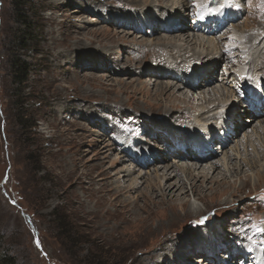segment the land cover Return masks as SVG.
<instances>
[{"label":"rangeland","instance_id":"374dc122","mask_svg":"<svg viewBox=\"0 0 264 264\" xmlns=\"http://www.w3.org/2000/svg\"><path fill=\"white\" fill-rule=\"evenodd\" d=\"M30 1H32V9L39 10L34 16L33 10L28 7L29 15L27 14L29 19L38 21L36 28L39 36L31 43V49L20 51L11 48L10 45L13 31L21 27L13 16L14 5L12 0H0V254L12 256L15 264H176L174 259L179 261L184 256H189V262L187 257L184 259L189 264H201L197 259L204 254L213 257L204 264L208 262L232 264L236 259L235 264H264V124H260V128L263 129L260 136L252 135L248 138L249 134L256 130V127H252L251 122L247 121L251 116L245 115L241 119L233 117L231 126L238 118L241 120L238 121L239 124L247 127L245 130L240 128L239 133L233 129L230 138L231 136L234 138L228 148L234 147L237 140L238 143L241 139L244 140L243 135L248 140L254 139V143L245 144V146L252 145L253 149L256 147L251 150L254 153L248 155L247 152L245 157L238 155L239 161H237L240 164H246L247 160L253 163L243 167L238 174L233 173L231 176L229 172L226 173L229 182L221 184L226 193H213L214 190L207 188L209 186L218 188L220 186L218 182L221 183L222 180L203 181L199 191L205 192L206 198L202 199L203 202L194 200L193 197L190 200L192 206L197 210L199 208L201 214L183 216V212L187 209L184 210L179 204L174 208L168 207L162 201L161 195H156L152 188L146 189V183L141 184L144 178L140 179V177L146 169L141 170L140 167L133 169L131 168L133 163L129 161L118 162L120 154L117 148L105 152L102 147L108 142L118 145L112 132L114 134L117 131L120 135L132 139L135 135L150 131L152 125L160 123L164 118V121L166 118L170 120L175 130L189 133L199 129V134L205 133L201 131H204L207 124L203 123L193 128L191 117L195 114L203 115L209 108L202 110L196 101H191L192 98L188 94L183 97L184 101L168 98L171 102L175 100L174 105L180 103L177 110L168 111L163 108L164 105H156L152 102L157 101V93H155L156 89L153 90L154 87H150L155 79L166 81V78H159V75L151 71L147 73L150 77L139 73L142 68L140 66L146 65L148 60H151L153 65L155 62L146 53V46L154 38H160L164 34L145 33L150 36L148 40L144 37V41L141 42L144 51L142 49L134 53L135 42L127 33L119 29L120 27L114 28L109 21L97 22L90 19H96L101 12H104L103 16L107 13H115L116 7L123 8L121 13L125 15L138 10V7L125 6L113 0H84L90 7L85 8L80 5L81 10L74 12L79 7L77 0ZM176 1L178 3L181 0ZM195 1L190 0L187 9L182 5L179 7L183 9L181 12L188 13L181 14L183 18L189 20L186 21L187 25L193 24L194 21L191 10L194 11V8L195 11L199 10ZM231 2L236 3L241 10L238 16L232 18L230 23L216 35H222L223 32L227 34L231 30L229 27L236 25L243 36L251 33H257L258 37L264 36V8L261 7V0ZM94 3H97V8L92 6ZM168 4L166 3L168 7L171 6V1ZM179 9L171 8V10ZM79 20H82L86 26L77 27L75 24ZM87 28L91 30L106 28L108 31L116 29L115 32H118V36H122V39L118 42L119 45H111L112 39L92 40L90 44L87 41L92 36L80 33ZM135 30V32L140 31ZM140 32L144 33L143 30ZM77 36L81 42H87L88 45L79 50L75 47L71 51H74L73 56L70 55L71 52L66 54L71 42L74 38H78ZM55 42L59 44L56 45ZM191 42L194 43V39ZM198 49L201 48L195 45L194 51H199ZM13 51L17 56L21 55L22 60L29 66L28 78L22 85L14 80V71L10 67ZM100 54L106 57L99 62L103 63L106 69H91L90 66L93 64L90 61L94 62L95 57L100 58ZM130 57L142 61L139 65L133 66L129 62ZM187 61L180 62L179 65L182 66L179 69L190 72L187 70L190 65L195 67L201 64L199 60L191 57ZM222 64L226 66L232 63L226 61ZM234 65L239 64L234 61ZM222 70L224 71L222 66L216 68L215 75L221 76ZM86 77H96L98 80L88 85L84 82ZM115 78L123 79L126 85L119 88L109 85V82H113ZM169 78L178 82L173 76ZM219 81L215 82L217 88L214 89L219 90L216 99L221 101L226 98L225 91L222 93L220 88L223 83L225 90L232 89V94L236 91L240 92L236 89H239L236 77L231 76L227 80L221 78ZM141 82H145L148 89L143 87L141 92L132 93L129 86L135 85L140 88ZM181 91L184 94L186 88L182 87ZM191 93L195 96L199 92L192 89ZM18 96L24 101L23 106L16 105ZM103 99L110 101L106 103L111 106L113 112H107L108 106L102 103ZM115 101L124 103V106L116 107ZM149 101L152 104H149ZM202 101L205 100H200L201 103ZM239 103L236 100L234 104L238 106ZM137 105L140 111L133 113L132 108ZM184 111L188 113L184 115ZM263 115L264 113L261 112L256 116ZM19 117H22L21 119L26 123H35L36 126H24L19 123ZM208 121L213 123L214 119ZM138 137L142 145L153 146L154 143L148 140L150 139L148 134ZM158 146L161 147L160 151L164 155L163 146L160 143ZM216 147H212L211 150L216 151ZM221 156L220 153L215 157ZM168 157L173 156L167 155V159ZM101 160L104 164L100 162ZM177 160L174 157L169 158V163ZM152 164L155 166L154 162ZM218 166H221V163ZM224 166L226 164L223 165V169L226 168ZM154 168L156 167H150L149 173L151 172L152 176L155 174ZM104 171L107 174L111 172L109 178L105 173L103 174ZM211 176L215 177V174ZM128 181L132 187L136 189L139 187L148 195L151 194L154 201L145 203L142 195L139 196L136 191L131 192L132 194H120L117 201L111 192L114 191L115 186L129 184ZM243 181L246 182L245 185H242ZM187 187L190 188L189 185ZM190 192L180 194V198H190L189 194L193 195ZM126 199L132 208L122 203ZM227 199L232 201L229 204L220 202ZM142 205L155 213L148 216L144 210L139 209ZM174 211L179 215L175 216ZM133 212L141 217L147 216L148 223L134 221ZM170 219H173V222H170ZM201 220L204 222L199 223ZM221 220H225L220 233L226 237V244L233 246L240 253L241 251H238L240 245H244L249 253L256 252L255 261L246 257L241 258L240 253L236 257L230 254L226 256V252L222 250L218 256H213L209 248L205 249L202 246V234L204 233V238L208 235L211 238ZM235 227L238 228L235 230ZM191 231L196 233L194 241L191 238L179 237ZM203 242L207 247L210 245L205 240ZM196 243L199 244L197 249L200 253L202 251L201 255L192 251L189 253ZM179 250H183L182 253H178Z\"/></svg>","mask_w":264,"mask_h":264},{"label":"bare ground","instance_id":"6f19581e","mask_svg":"<svg viewBox=\"0 0 264 264\" xmlns=\"http://www.w3.org/2000/svg\"><path fill=\"white\" fill-rule=\"evenodd\" d=\"M66 1L71 2L72 0H66ZM113 1H118L119 3H123L125 6L138 7V10L130 14L127 13L125 15L121 13L123 11V8L120 9L116 7L114 9L115 13H107L105 14V16H103L104 12H101L100 15H97L99 17H97L96 19L91 18L90 20H96L97 22L109 21L110 24L114 26V28L120 27L119 29L123 30L124 33H127L129 38L131 37L130 39L135 42V47L133 46L134 53H138L144 48V45L141 46V42H143L146 37H147L146 40H148V37L150 36V35H146L145 33L164 34L160 38L153 37L154 40L149 45H147L145 49L146 53L150 55L149 58L154 59L155 61L154 65L151 64V60H148L149 62L146 65L142 64L143 66H140V68L141 67L142 68L140 69L139 73L142 75L145 74L148 75V77H150L149 74L147 73L151 71L153 73H156V75H159L160 76L159 78H166L165 79L166 81L163 80L160 81L159 79L158 80L155 79L153 85L150 86L151 88L154 87L153 90L156 89L155 93H157L156 100L158 102L157 101H152V102L155 103L156 105H161V104L164 105L163 108H165L168 111H175L179 108L180 103L178 105H174L175 100L171 102V100H168V98L173 97L174 99L176 98V101L178 100L184 101L183 97H186L189 94L192 98L191 101L192 100L196 101V104L199 105L198 107L201 106L202 110L204 108H209V110L206 111L205 113L202 111V113H204L203 115L195 114L194 116L192 115L191 117L193 118V122L191 124L192 125L191 127L193 128L196 127L197 125H203V123L205 125L207 124L206 125L207 127L204 129V131H201L205 133L199 134L200 133L198 132L199 129H196L195 131L190 130L191 132L188 131L189 133L183 131H176L171 126L170 120L166 118V121H164L165 120L164 118V120H162L160 123L152 125L153 129H151L150 131L148 130L146 133H142L138 135V136L141 135L147 136V134L148 135L153 134L154 135L153 138L156 139V141H154L155 143L153 144V147L142 145L137 135H135L134 138L131 139L123 135H120V133L117 131H115L114 134L112 132V135H114L115 138L117 139L118 145L116 146L114 143L108 142L106 144H103L102 147L104 148L105 152H109L114 147L115 149L117 148V150L119 151L118 153L120 154V156H118V162H122L125 160V161H129L130 163H133L131 167L133 169H136L137 167H140L141 170L146 169L143 175L141 174L142 176L140 177V179L144 178V180L142 179L141 184L146 183L145 185L146 189L152 188L151 190H154L156 195H161V198L163 199L162 201H164V203H166L168 207L170 206L171 208H174L176 207L175 205L179 204V206H181V208L183 207L184 210L187 209L183 212L184 214L183 216H187V215L189 216L193 213L200 215L201 213L198 211L199 208L198 210L197 208H194L190 203V200L192 199L191 197H193L194 200H199L203 202L202 199L206 198V193L199 191V187L202 186L201 184L203 181L205 180L213 181L214 179L217 180L219 179L218 181L222 180L221 183L218 182V185H220L218 188H213L212 186H209L207 188L209 190H214L213 193H219V194L226 193V190H224V187L222 186L223 183L228 184L229 182L228 178H226V173L229 172L231 176L233 175V173L238 174V172H240L243 169V167L245 166L248 167L253 163V161L250 160L247 161L245 160L246 164H240L237 163V161H239L238 155L245 157L247 152L249 153L248 155L254 153L251 150H254L256 148L255 145H254L255 147L254 149L252 145L245 146V144L248 142L254 143V139L248 140L247 138H244L245 135H243L244 140L241 139L239 143L237 140L234 147H230V149L228 148V146L230 145V142L233 141L234 138V136H231L232 138H230V133L234 132L233 129H235L237 133L238 130L241 129L245 130L247 127L245 125L243 126L239 124L238 122L241 121L239 119L243 117L241 116L240 113L241 108L247 107L245 111H249V109H252L250 110L251 117L247 118V121L251 122L252 127H256V130L250 133L249 134L250 136L248 138H251L252 135L260 136L262 134L263 129L260 128L261 127L260 124H264V115L257 118L253 114H255L256 111L258 110L264 113V101H263L264 99V39H263L264 36L260 35L258 37L257 33L246 34L243 36L240 34L241 32L237 29V26L232 24H231L232 26L229 27L231 28V30L228 31L227 34L226 33L224 34L223 32L222 35L220 34L216 35L218 31L225 28L226 25L230 23V20L232 18L234 17L236 18V16H238L239 14V11L241 10V8H239L236 3L231 2L232 0H230L229 2L228 0H196L195 2L197 3L196 5L197 8H199V10L196 9L198 11H195L194 8V11L191 10L192 11L191 13L197 14V16L200 18L203 17L202 18L203 21L197 20V26L192 24L187 25L186 21L189 20L183 18L181 14L184 15L188 13L186 12L184 13V11L181 12V10L183 9H179L180 5H182V7H185L187 9L190 0H181L178 3L176 0H113ZM169 1H171V6L168 7L166 3L168 4ZM77 4L79 5V7L76 10L73 9L74 12H79L81 10L80 5L81 7H85V8L90 7L89 4H87V2H85L84 0H77ZM151 4H154L156 6L153 7V5ZM92 6L94 8H97V3H94ZM174 6L177 7V9L179 10H171V8L175 9ZM75 25L80 28L86 26L84 22L82 23V20H79V22H77V24ZM142 26H144L145 28L143 30L144 33L140 31L135 32L136 31L135 29L139 30L140 27L141 29H143ZM115 31L117 30L114 29L113 31L110 30L108 31L106 28L91 30V28L89 29L87 28L86 31L80 33L85 35L90 34L92 36L90 40L87 39L89 40L87 42H89L90 44H92V42L95 40L112 39L110 40L111 45L113 44L115 45L118 44V42L122 39V36L121 37L118 36V32ZM207 31L211 32L212 35H206L204 32ZM230 37H235V39L232 40L230 39ZM193 39H194V43L191 42V40ZM87 42H81V39L79 40V37L74 38V40L71 42V46L68 47L66 54L74 50L75 47L78 50L82 49V47H86L88 45ZM252 42H254V44H252ZM176 43H181V44L175 45ZM55 44L58 45L59 43L55 42ZM82 44H84V46H82ZM195 45L200 47L201 49H198L199 51L197 50L194 51ZM189 46L191 47V49ZM112 49L113 47H111L110 50ZM203 49H205V51ZM73 53L74 51L71 52L70 55L73 56L72 55ZM99 57L100 58L95 57L94 62L90 61L91 64H93V66L92 65L90 66L91 69H95V70L106 69L103 63H99L103 61V58H106L105 55L103 57V55L100 54ZM189 57L195 60H199L201 64L199 63L200 65L198 66L195 67L190 66L189 69L187 68V70H189L190 72H186L185 70L182 71L183 69L182 70L179 69V67H181L182 65L180 66L179 63L182 61L188 62L187 59ZM136 59H137L136 57H130L129 62L132 63L133 66H137L141 63L142 60L140 59L136 60ZM226 61L232 64L223 66L222 63H225ZM234 61H236V63H238L239 65L235 66ZM167 62L169 63L166 64ZM196 64L197 63H195V65ZM219 66H222V68L224 69L221 76H217V74L215 75L214 73L216 68ZM114 70L115 69H112L111 71ZM127 75L128 74H126V76ZM165 75H167L168 77H166ZM171 76H173V78H175L178 82H176L172 78H169ZM231 76L236 77V80H240L244 85V87L248 90L246 93H243L245 99L240 98L239 95L235 97L234 95L235 92L232 94V89H230V91L225 90V87H223L224 83L220 86V88L222 89L221 90L222 93L225 91L224 95L226 96V98L224 100L222 99L221 101L216 99L215 96L219 95V90L214 89L216 87V83L219 80H221V78L227 80L228 78L230 79ZM203 79L204 82H202ZM94 80H98V78L86 77L84 79V82H86L88 85H91V83H93ZM133 81L134 80H132V83ZM144 83L141 84L140 88L136 87L135 85H130L129 87L131 88V92L134 94L139 93L142 91L141 88L143 87L148 89V86H146V84ZM259 83H261V86H259ZM109 85L112 86L114 85V88L115 87L119 88V86H125L126 84L123 79L115 78L113 82H109ZM182 87L186 88V92L184 94H182L181 91ZM175 89H177L176 91L180 90L181 94L176 93V91L173 92ZM192 89L198 90L199 93H196L197 95L193 96V94L191 93ZM164 95L167 96L165 97ZM235 98L239 100V102H241V105L238 108L234 104ZM200 100H205V101H202L201 103ZM106 102H110V101L104 99L102 100V103L108 106L107 112L108 113L109 112L111 113V111L113 112L114 110H111V106ZM149 104L152 103L149 101ZM203 104H205V106H202ZM258 104L261 105V109L258 106ZM115 106L122 108L124 106V103L116 102ZM116 107L114 108L117 109ZM132 111L133 113L140 111L139 106L137 105L133 107ZM107 112L105 111V113ZM186 113L188 112L185 111L183 112L184 115ZM165 114H167V112H165ZM233 117L234 118L239 117V119L236 118L231 126ZM210 119H214V122L210 123L208 121ZM106 134L108 135V133ZM263 134H264V130H263ZM157 142L164 146L167 153H165V150L163 149L164 155H162L160 151L161 147L158 146ZM214 142H217L218 149L216 151L213 150L209 151V147L212 146ZM177 145L180 146L179 149H176ZM242 146L245 147L239 149ZM172 149L174 150L172 151ZM204 150H207L208 154H205ZM234 151L236 153H234ZM220 153L222 155L221 157H215L217 156V154ZM167 155H171L174 157V159H178L182 161L177 160L169 163V158H173V157H168L167 159ZM148 158H150V160ZM100 162L104 164L103 160H101ZM153 162L155 163V166L154 164H152ZM220 163L221 166H218ZM225 164L226 166L224 167L226 168L223 169V165ZM151 166L156 167L153 169V171L155 172L153 176L151 175V172L149 173ZM104 173L105 171L103 172V174ZM110 173L111 172H108V174L105 173V176L107 175L109 178ZM211 174H215V177L214 176L210 177ZM145 176H147V178ZM245 181L247 182L246 179ZM163 182L164 184L162 185ZM246 182L243 181L242 185H245ZM187 185H189L190 188L187 187ZM114 188H115L114 191L111 193L113 196H115V199L117 201H119L120 194L122 193L127 194L135 191L138 192L139 196L142 195V199L145 201V203L149 201H154L152 199L153 196L151 194L148 195L146 191L143 192L144 190H141L139 187L137 189L132 187L130 182L129 184H120L118 186H115ZM190 191L193 192L191 193ZM187 192L188 193L190 192L193 195L191 196L189 194L190 198L187 199L183 197L180 198L181 196L180 194L182 193L185 194ZM177 200L178 202H176ZM228 200L229 199L222 200L220 202H224V204H229L232 200L229 201ZM122 203L126 204L127 206L130 204V202L127 199ZM129 208H132V205H129ZM139 209L144 210L148 216L155 213L154 211H149V209L144 208L143 205L139 207ZM173 214L175 216L179 215L177 211H174ZM133 216L134 218L132 219L134 221H140L143 223H148L149 221L147 219V216L141 217L134 212H133ZM224 221L225 220H221L220 223L215 227L216 229L215 234H212L211 238L208 235L209 233L207 234L208 236L204 238L203 237L204 233H203L201 240L202 242L203 240H205L207 244H210L207 248L210 249V252L211 254L213 253V256L215 255L218 256L219 255L218 252L222 250L223 252H228V253L230 251H234L232 255L236 257L237 254L240 252H237L233 246L226 244L225 241L226 237L220 233V230L223 229ZM170 222H173V219H170ZM237 228L238 227H235V230ZM179 237L182 239L191 238V240L194 241L196 237V233L191 231L189 234ZM198 246L199 244L197 245L196 243L195 246L189 251V253L191 251L192 253L200 252L197 249ZM228 248H230V250ZM238 249H239L238 251H241L239 255L242 256L241 258L246 257L248 259L249 258L254 259V261L257 258L256 252L254 251L250 253L249 251L247 252L244 245H240ZM179 251L180 252L178 253H182L183 250H179ZM184 251L188 252L186 250ZM171 253L174 254V252ZM176 255H180V254H176ZM186 257L188 258V262H189V256H184L183 258H180L179 261L177 259H174V262H176V264H189L187 263V261L184 260ZM198 258L199 259H197V261L200 262L201 264H204V262L211 260V258L213 259V257L211 256L208 257V254L201 255ZM214 261H217V259H214ZM235 262H237V259L233 261L232 264L233 263L235 264ZM207 264H209V262Z\"/></svg>","mask_w":264,"mask_h":264},{"label":"trees","instance_id":"16d2710c","mask_svg":"<svg viewBox=\"0 0 264 264\" xmlns=\"http://www.w3.org/2000/svg\"><path fill=\"white\" fill-rule=\"evenodd\" d=\"M12 4L14 5L13 7L14 19L20 24L21 27L16 28V30H14L11 35L10 38L11 48L14 47L20 51L29 50L31 49L32 46L31 43H33L34 39H36L39 36L36 28L38 27L39 24L38 21L36 19L32 20L28 18L29 15L28 7L32 9V1L12 0ZM38 11H39L38 9H35L33 10L32 14L36 16L38 14ZM13 54L14 56L10 61V67L14 71L13 78L19 85H22L28 78L29 66H27V63L24 60H22L21 55L17 56L15 51H13ZM16 105L17 106L24 105V101H21L19 96L17 97ZM21 118L19 119L20 120L19 123H22L24 126L27 127L36 126L35 123H26ZM0 263L15 264V260L12 256L2 253L0 254Z\"/></svg>","mask_w":264,"mask_h":264},{"label":"snow or ice","instance_id":"6c2138e0","mask_svg":"<svg viewBox=\"0 0 264 264\" xmlns=\"http://www.w3.org/2000/svg\"><path fill=\"white\" fill-rule=\"evenodd\" d=\"M261 7L264 8V0H261ZM201 18H203V17H201ZM230 39L234 40L235 37H230ZM203 222H204L203 220L199 221V223H203Z\"/></svg>","mask_w":264,"mask_h":264}]
</instances>
